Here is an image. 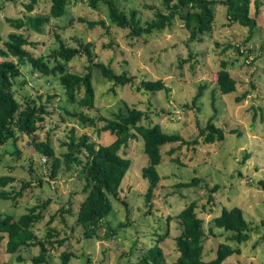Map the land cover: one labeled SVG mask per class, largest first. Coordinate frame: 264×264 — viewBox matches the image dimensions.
<instances>
[{"label":"rangeland","instance_id":"obj_1","mask_svg":"<svg viewBox=\"0 0 264 264\" xmlns=\"http://www.w3.org/2000/svg\"><path fill=\"white\" fill-rule=\"evenodd\" d=\"M116 1L127 14L137 10L142 24L154 20L157 12H166L161 0ZM251 1L250 15L256 20L252 35L249 28L232 23L226 8L219 5L213 32L203 36L202 41H191L190 32L179 18L164 31L134 38L128 29L111 25L106 6L101 4L94 10L87 2L70 5L63 17L53 19L45 27L43 34L22 30L32 43L29 49L35 57L48 59L59 47L58 35L70 47H78V41L92 43L97 55L93 56L94 62H103L134 79L133 86L115 88V94L112 83L94 72L98 114L111 118L127 104L143 111L141 124H159L165 133L179 134L189 142L198 138L200 142L195 147L180 143L164 147L163 162L157 168L162 177L161 186L149 208L145 198L149 183L142 177L148 157L142 140L130 141L120 152L132 161L120 190V199L127 208L121 201L113 200V213L92 239L85 238L84 230L77 224L76 215L86 198L84 182L78 178L80 167L73 166L71 171L64 168L52 179L51 163L30 145V137L23 136L17 146L9 142L1 148L0 175L16 179L7 191H19L23 182H31L33 186L16 204L0 199V217L11 214L19 218L48 201L44 220L35 226V235L41 241L46 240L47 224L54 217L52 227L57 231L56 238L64 241L62 246L49 248L47 263L42 264H62L63 252L73 255L69 264H135L155 244L156 234H168L162 246L166 262L172 263L178 257L175 238L181 233L175 217L192 202L196 203L198 216L204 221L206 261L215 259L223 242L242 250L241 255L230 257L224 264H264V192L257 187L264 179V0ZM28 3L29 0H0V50L9 34L15 32L7 19L45 15L52 5L51 0H37L34 11L29 13ZM79 18L104 20L106 28H90L80 23ZM72 20L74 24L70 23ZM2 61L4 58L0 56ZM222 61L227 62L237 82L235 93L224 95L218 89L217 72ZM88 65V57L79 56L69 63V70L84 75ZM159 80L168 91L145 92L139 88L142 82ZM200 88L203 95L195 103ZM14 89L23 107L37 101L38 96L48 104L52 115L41 124L37 138L39 142L49 141L58 157L67 153L65 144L70 141L73 128L77 138L87 134L90 141L102 145L114 141L112 135H98L95 129L84 128L65 114V108L70 112L76 108L67 101L60 82L44 77L30 64L22 68V76ZM242 96L244 100L237 102ZM48 97L53 99L47 103ZM210 120L225 129L224 142L204 144L199 138L200 130ZM231 131L241 134H231ZM16 148L21 151L20 157L14 155ZM171 149L173 154L169 153ZM246 155L250 158L244 161ZM174 159L179 163L171 162ZM193 178L200 180L197 186L178 187ZM38 179H42V184ZM235 207L244 211L251 228L250 240L241 245L229 241L228 234L213 225V219L223 209ZM168 218H171L169 222ZM6 241L0 238V264H35L33 259L41 252L39 246L24 247L10 255L6 253Z\"/></svg>","mask_w":264,"mask_h":264},{"label":"trees","instance_id":"obj_2","mask_svg":"<svg viewBox=\"0 0 264 264\" xmlns=\"http://www.w3.org/2000/svg\"><path fill=\"white\" fill-rule=\"evenodd\" d=\"M15 1V0H13ZM26 5L29 13L34 11L37 0H29ZM150 1V0H143ZM166 12L159 11L156 18L151 22L142 24L138 17V11L132 10L126 13L116 0H51L52 5L48 14L27 15L19 19H7V22L15 29L9 34L4 42V48L0 50V56L4 61L0 63V149L12 142L17 146L23 136L30 137V145L41 156L47 157L50 165V177L56 178L62 169L71 171L73 166L80 167L78 170L79 180L84 182L86 198L81 203L77 213V224L84 230V236L92 239L97 231L113 213V200L121 201L127 208V204L120 199L121 185L129 172L132 161L130 158L121 155L123 148L128 147L130 141L142 140L144 154L148 157V165L142 170V177L148 181L149 187L145 194L146 203L149 208L156 196L157 189L161 186L162 177L159 175L158 167L163 162V149L177 143L181 145L197 146L200 144L196 138L192 142L185 140L179 134L165 133L159 124L148 126L141 124L144 116L143 111L132 108L125 104L111 118L98 114L96 108V88L94 86V72H97L103 79L112 83V91L116 94L115 88H123L127 85H134L128 73H118L109 65L103 62H94V51L92 43L78 41V47H70L65 44L61 37L56 35L59 47L54 49L48 59L43 56L35 57L29 46L32 44L29 37L22 30L31 31L36 34H43L46 26L50 25L53 19L63 17L70 5L80 6L88 4L91 9L97 10L99 5H104L108 11V18L111 25L120 29H128L130 36L140 38L150 36L155 32H161L171 27L176 19H180L185 28L190 32L191 41H202L203 36L213 32L217 16V7L223 6L232 23H238L249 28L250 35L256 28V20L251 17V0H161ZM257 8L260 3H256ZM82 24H88L90 28L101 26L106 28L104 20L87 21L79 18ZM74 24V20L70 22ZM86 55L89 65L87 73L79 75L69 70V63L76 57ZM96 55V54H95ZM97 56V55H96ZM12 58V59H10ZM30 64L33 70L39 72L46 78H56L65 90L67 101L76 109L72 112L64 109L65 114L75 119L84 128L95 129L98 135L108 133L114 141L108 145L96 144L90 141L85 134L80 138L75 136V128L71 130V139L65 144L67 153L58 157L49 141L39 142L37 134L41 124L52 113L48 110V104L43 102V97L38 96L37 101L29 102L25 107L17 100L15 85L22 76V68ZM217 86L224 94H232L237 91V82L233 79L228 70V64L221 62V69L217 72ZM145 92L168 91L164 82L146 81L140 84ZM203 95V88L199 89L196 101ZM245 96L237 98L242 102ZM48 97L47 103L52 101ZM94 110L97 112L94 113ZM99 124L103 126L99 127ZM231 134L240 132L231 131ZM227 133L225 129L218 127L210 120L200 130L199 138L204 144L224 142ZM170 154L174 153L171 149ZM21 156V151L16 148L14 153ZM250 158L246 155L244 161ZM174 163H179L174 159ZM34 171V168L31 167ZM42 184V179L37 180ZM16 182L12 176L0 175V199L17 203L19 198L24 197V192L33 185L31 182H23L19 191H7V188ZM200 183L198 178L189 182L180 183L178 187H195ZM257 187L264 192V179L257 183ZM217 188V187H216ZM215 189L212 192H215ZM213 201V197H209ZM49 202L37 205L29 210L27 214L16 218L14 215L5 214L0 217V238H5L6 253L14 255L22 248H41L38 257L34 258L35 264L46 262L49 248H56L64 244L59 240L55 228L52 227L54 217L47 224L48 232L46 240H39L34 232L35 226L44 220ZM61 212H64L62 210ZM171 218H168V222ZM175 219L179 223L181 233L175 238L178 252L177 259L167 263L162 243L168 234L161 236L156 234L155 244L135 264H224L230 257L241 255L239 247H232L228 243L221 242L218 246L214 260L204 259L206 237L204 221L199 218L197 205L192 202ZM215 228L228 234V240L241 245L250 240L251 228L241 208L223 209L220 216L213 219ZM56 238V239H55ZM73 255L63 252L61 255L62 264H69ZM47 263V262H46Z\"/></svg>","mask_w":264,"mask_h":264}]
</instances>
